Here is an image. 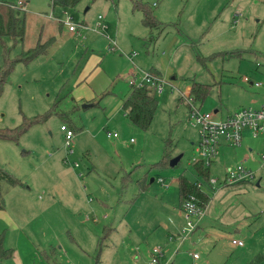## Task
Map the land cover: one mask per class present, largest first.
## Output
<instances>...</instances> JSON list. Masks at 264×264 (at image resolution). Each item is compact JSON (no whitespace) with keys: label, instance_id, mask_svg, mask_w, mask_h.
Instances as JSON below:
<instances>
[{"label":"rangeland","instance_id":"374dc122","mask_svg":"<svg viewBox=\"0 0 264 264\" xmlns=\"http://www.w3.org/2000/svg\"><path fill=\"white\" fill-rule=\"evenodd\" d=\"M1 1L22 3L27 47L42 30L52 36V25L62 38L28 64L14 63L20 40L0 43V74L10 68L0 129L47 115L18 141L0 139V172L20 182L0 183V233L12 253L0 264H149L155 247L165 252L161 264H249L264 254V139L221 145L211 185L194 169L200 129L189 119V102L201 113L220 108L219 119L264 105V0H82L75 8ZM141 6L162 24L153 34ZM51 15L86 27L71 36ZM112 41L117 47L109 52ZM153 69L164 85L153 93L158 107L143 130L125 117L121 100L133 75ZM80 71H88L85 82L74 85ZM194 81L213 85L202 103L189 96ZM88 100L99 105L88 107ZM71 120L83 130L74 131L68 153L61 127L71 129ZM166 152L179 163L156 167ZM241 164L255 178L226 182V172ZM182 176L201 184L212 204L192 234L180 214Z\"/></svg>","mask_w":264,"mask_h":264},{"label":"trees","instance_id":"16d2710c","mask_svg":"<svg viewBox=\"0 0 264 264\" xmlns=\"http://www.w3.org/2000/svg\"><path fill=\"white\" fill-rule=\"evenodd\" d=\"M82 0H51L52 8L61 7V8H75ZM135 7L137 4L135 3ZM141 10L143 12L142 22L145 27L149 30L153 31L154 29L161 28V22L158 21L151 10V8L147 6H141ZM10 39L12 41L25 42L26 38V14L23 9H21L17 4L11 2H3L0 0V43L4 44V39ZM56 39L55 37L49 38L47 40H39L38 43L33 47H26L23 45V50L21 55L14 60V63L23 62L30 63L36 57L41 55H46L49 53L50 49L54 45ZM5 46V45H4ZM6 48V46H5ZM10 68L3 70L0 74V95L2 92L3 84L8 76ZM213 85L204 84L194 81L191 86V91L189 96L197 102H204L207 97L210 95ZM153 90L149 87H131V92L125 99L123 103V111L128 117V119L137 127L147 130L150 128L154 116L158 107V100L153 94ZM55 109V108H54ZM54 109H51L54 110ZM49 116V115H48ZM46 116H38L33 118L32 120L25 119L24 123L14 129H0V139L7 141H18L19 138L33 125L37 124ZM70 128L73 131H82L83 128L77 127L75 121H69ZM170 154L166 152L162 161H160L156 167H164L166 165H170ZM196 172L203 176L204 179L210 183L211 178L209 167H205V165L201 162L193 164ZM6 181L9 185L14 186L20 183L16 178L11 175L0 172V183ZM211 184V183H210ZM212 185V184H211ZM178 189L180 195L181 206L183 202L190 198L191 196H196L200 200V205L206 209L209 202L210 197L201 190L198 184L190 182L185 177H180L178 180ZM0 208H3V205L0 204ZM4 242V234L0 233V256L2 258H10L12 253L7 254V251L3 249ZM264 262V254H259L256 258L250 262L249 264L254 263H262Z\"/></svg>","mask_w":264,"mask_h":264},{"label":"built area","instance_id":"2783aa9c","mask_svg":"<svg viewBox=\"0 0 264 264\" xmlns=\"http://www.w3.org/2000/svg\"><path fill=\"white\" fill-rule=\"evenodd\" d=\"M20 3V8L23 9ZM24 10V9H23ZM54 18V15H51ZM101 19V17H100ZM60 20V19H58ZM69 26L71 32H78L79 28H85L84 25H75L71 23L70 18L66 17L65 21H61ZM117 47V44L112 41L108 45V51L112 52ZM137 53H133L132 57H136ZM245 81L250 82L249 78ZM131 87H146L149 86L154 93L163 91L164 80L160 75L152 72H143L141 76L133 75L129 80ZM256 83V86H259ZM190 115L189 119L192 121L193 126L199 127V139L195 144V157L192 163H203L205 167H210L211 164L217 159L220 147L223 143L230 146H241L247 136L253 139H258L264 136V105L260 108L248 107L242 108L232 114H228L225 118H216L215 113L205 112L201 113L192 102H189ZM65 134V145L68 153H73L72 139L74 131L67 128L65 125L61 127ZM247 133L249 135H247ZM117 135L115 134L114 137ZM77 166V165H76ZM255 172L248 170L241 164L237 171L229 170L226 172V182L231 184L239 183L242 181L253 180ZM162 184L164 180H159ZM217 179L211 178L210 183L215 185ZM201 187L200 184H198ZM205 210L200 205V200L196 196H191L186 199L181 208L180 214L186 221L184 232L192 234L197 228L198 224L205 217ZM234 244L243 246L241 241H233ZM165 256V252L160 247H155L150 252L149 264H161L160 260ZM194 259H198V255H193Z\"/></svg>","mask_w":264,"mask_h":264},{"label":"crops","instance_id":"0c3cea01","mask_svg":"<svg viewBox=\"0 0 264 264\" xmlns=\"http://www.w3.org/2000/svg\"><path fill=\"white\" fill-rule=\"evenodd\" d=\"M25 14H26V12H25ZM50 18V17H49ZM53 18V17H52ZM52 18H50L51 20H53L54 22H56L57 24H59L58 26L60 27L61 25H62V27L64 26V25H66V24H64L63 22H61V18H58V17H55V15H54V18H56L57 20L58 19H60V20H55L54 18L52 19ZM142 18H143V16H142ZM234 22H235V20H233ZM64 24V25H63ZM142 24H143V22H142ZM86 25V24H85ZM84 25V26H85ZM144 25V24H143ZM66 26H68V25H66ZM51 28L53 29V35L52 36H50V37H45L44 36V30H42L40 33H39V35H38V39H37V43H38V41L39 40H41V39H43V40H47V39H49V38H52V37H55V39H56V41H55V43H54V45L52 46V48L50 49V51L51 50H53L54 48H57L59 45V38L57 39V36L58 35H60L59 37H61V31H57V29H56V27L55 26H51ZM147 28V27H146ZM177 30H178V33H177V39H179V41H180V37H181V30L179 29V28H177ZM69 33H70V35L71 36H76V35H80L79 34V29H78V32H71L70 31V29H69ZM152 33V31L150 30V34ZM153 34V33H152ZM56 35V36H55ZM152 36V35H151ZM62 38V37H61ZM26 39V38H25ZM59 41V42H58ZM191 40H188V41H186V42H190ZM23 43V42H22ZM36 43V44H37ZM93 42H92V40H91V43L90 44H92ZM24 45V44H23ZM58 45V46H57ZM108 45H109V43H108ZM26 46V45H25ZM35 46V45H34ZM27 47V46H26ZM29 47H33V46H28V48ZM108 49V48H107ZM50 51H49V53H50ZM94 52V51H93ZM48 53V54H49ZM47 54V55H48ZM92 55H94V54H92ZM82 74H79L78 76H81L82 75V77H80V78H78L77 80H76V82L74 83V85H76V83H79V82H85L84 80H85V78H86V73L88 72V71H86V73L85 72H83V71H80ZM152 73H154V74H157V75H160L161 73L160 72H158L156 69H153V71H151ZM92 73V72H91ZM161 76V75H160ZM249 78V77H248ZM84 79V80H83ZM250 79V78H249ZM251 85H253V84H255V83H253V81L250 79V82H249ZM211 85V84H210ZM259 86H261V85H259ZM188 91H189V93H190V91H191V87L188 89ZM130 92H131V88H130V91H129V93L127 94V96L130 94ZM127 96L125 97V98H123L122 100H121V107H123V103H124V101H125V99L127 98ZM81 99H83V98H81ZM84 100V99H83ZM95 100H93V101H90V100H88V101H83V102H86L87 104L86 105H88V107H91V106H97V105H99V103H95L94 102ZM91 103H92V105H91ZM88 107H85V108H88ZM122 110H123V108H122ZM213 113H215V117L216 118H218V117H220L221 116V109L219 108V109H217V110H215ZM123 114L125 115V117L128 119V117L126 116V114L124 113V111H123ZM249 139H251L249 136H247L246 138H245V140H249ZM253 139V138H252ZM258 139H264V136L263 137H260V138H258ZM244 140V141H245ZM244 143V142H243ZM195 144L196 143H193V149H195ZM225 146H228V145H226L225 143H223L222 144V148L223 147H225ZM248 150H250V153H251V155H253V149L252 148H249ZM248 160H249V158L248 159H245V161L246 162H248ZM245 162V163H246ZM179 163V162H178ZM244 165V164H243ZM245 166V165H244ZM242 182H245V181H242ZM240 183V182H239ZM236 184V183H235ZM201 185V184H200ZM228 186V185H227ZM210 202H211V200H210ZM209 202V203H210ZM210 205H212L211 203H210ZM209 207V204H208V206H207V208ZM207 208H206V211H207ZM200 223H201V221H200ZM199 223V224H200ZM198 228H199V226H198ZM234 241V240H233ZM233 244H234V242H232ZM236 245V244H235ZM238 245V244H237ZM243 247V246H242ZM11 258V257H10Z\"/></svg>","mask_w":264,"mask_h":264},{"label":"water","instance_id":"95a60500","mask_svg":"<svg viewBox=\"0 0 264 264\" xmlns=\"http://www.w3.org/2000/svg\"><path fill=\"white\" fill-rule=\"evenodd\" d=\"M179 160H180V159H179L178 157L175 158V159H173V160H171L170 165H171L172 167L176 166V165L178 164Z\"/></svg>","mask_w":264,"mask_h":264}]
</instances>
